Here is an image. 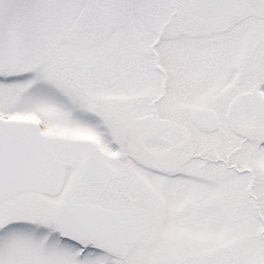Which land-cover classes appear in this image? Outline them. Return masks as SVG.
<instances>
[{"label":"snow or ice","instance_id":"1","mask_svg":"<svg viewBox=\"0 0 264 264\" xmlns=\"http://www.w3.org/2000/svg\"><path fill=\"white\" fill-rule=\"evenodd\" d=\"M0 264H264V0H0Z\"/></svg>","mask_w":264,"mask_h":264}]
</instances>
